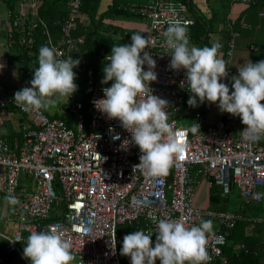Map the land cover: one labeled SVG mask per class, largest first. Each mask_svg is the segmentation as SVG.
<instances>
[{"label":"built area","instance_id":"built-area-1","mask_svg":"<svg viewBox=\"0 0 264 264\" xmlns=\"http://www.w3.org/2000/svg\"><path fill=\"white\" fill-rule=\"evenodd\" d=\"M5 1L11 19L5 34L8 48L15 44L16 31L20 46L30 50L36 43L38 31L46 46L62 54L57 56L58 59L72 56L80 60L84 39L74 37V33L84 19L82 0H66L67 14L55 42L38 13L43 0ZM261 1L230 0L245 6H257ZM129 10L138 12L146 23L145 29L132 31L128 39L131 42L133 34H140L151 45L145 51L156 61L157 80L149 87L153 95L168 101V123L175 131L185 133L188 148L184 158L174 160L166 177H150L142 170L134 169L141 155L138 147L131 142L122 147L123 140L131 141V134L118 120L107 119L94 106L96 100L104 98L102 89L110 87V81L85 87L81 93L76 91L68 98L72 123L50 117L43 109L40 113L21 111L0 84V110L14 106L24 115L21 141L10 143L0 135V194L21 199L20 209L16 212L18 231L13 237L6 238V251L0 256V264H8L14 254L21 255L20 245L27 241L22 232L29 236L33 231H45L50 226L63 231L71 240V251L76 259L72 264H122L120 249L123 242L118 238V228L122 225L141 227L146 233L153 234L154 244L156 224L148 215L153 211L157 219L182 220L186 227L199 226L201 220H211L227 231L240 223L246 224L250 232L264 228V210L254 215L201 209L195 205L201 182H206L209 189L218 188L223 196L237 187L244 203H263L264 138L255 142L246 140L243 126L235 138L238 116L221 112L219 108L217 121L209 123L206 115L217 104L205 101L193 115L188 109L182 110L191 93L187 89L185 71L169 67L171 50L166 48L161 33L170 23L179 20L188 26L190 43L189 29L196 21L189 16L188 5L176 0H146L143 6H131ZM229 28L230 34L219 55L226 62L228 72V77L221 82L231 91L235 43L240 36L239 30H249L250 25L239 23L238 31ZM255 49L249 47L250 51ZM105 57L103 62L107 64L109 61ZM144 70H148L146 64ZM182 81L184 86H181ZM178 114L190 118V126H182ZM194 123L199 125L200 132L191 131ZM109 128L114 131L110 133ZM116 134L120 136L119 140L112 139ZM22 176L31 180L30 190L20 189ZM52 212H55L54 217ZM226 246V235L212 230L206 244L211 259L206 264H229L224 254ZM235 250L250 252L244 244L237 245ZM253 254L256 256L258 252Z\"/></svg>","mask_w":264,"mask_h":264},{"label":"clouds","instance_id":"clouds-1","mask_svg":"<svg viewBox=\"0 0 264 264\" xmlns=\"http://www.w3.org/2000/svg\"><path fill=\"white\" fill-rule=\"evenodd\" d=\"M161 35L166 48L171 50L170 69L185 71L187 89L191 93L188 106L197 107L205 101L217 104L221 112L240 118L246 140L255 142L264 138V103H261L264 101V60L256 63L248 60L241 65L238 75L231 77L230 91L229 86L221 82L228 77V72L226 62L219 55V43L202 48L190 46L188 26L179 20L170 23ZM146 48L151 45L140 34H133L130 44L112 46L105 57L109 63L103 68L101 83H113L102 89L104 98L96 100L94 106L107 119L118 120L131 134V141L123 140L122 147L130 142L138 147L141 155L134 169L150 177H166L174 160L183 159L188 144L185 133L175 131L168 123V101L152 94L149 85L157 80L156 61ZM58 55L62 54L53 47H40L38 67L33 69L30 87L14 93V103L21 111H47L57 105L59 98L68 100L77 91L73 69L80 60L72 56L58 59ZM3 67L0 64V69ZM113 131L109 128L110 133ZM191 131H199V125L194 123ZM112 139L119 140L120 136L116 134ZM5 199L11 205L19 203L14 195ZM148 215L156 224L154 244L153 234L142 229L123 237L120 255L129 257L131 264H156L157 261L159 264H206L210 261L206 244L213 229L211 220L186 227L182 220L157 219L154 211ZM71 249L72 242L66 234L50 226L45 231L31 232L23 256L30 264H72L75 256Z\"/></svg>","mask_w":264,"mask_h":264},{"label":"crops","instance_id":"crops-1","mask_svg":"<svg viewBox=\"0 0 264 264\" xmlns=\"http://www.w3.org/2000/svg\"><path fill=\"white\" fill-rule=\"evenodd\" d=\"M112 0H108V2H104L101 0L98 7V14L103 13L105 11V5L109 6ZM207 0H194L193 1V10L194 13L200 22L203 20L205 22V26L203 27L204 32L200 35V38L195 40L191 39L189 45L196 47H211L213 44L219 43L221 48L219 51H222V47L226 40V33H224L225 27L228 24L235 22L237 23H246L250 25L249 30H241V34L235 43V52L231 61V72L232 76L238 75V68L247 63L250 60L253 63H256L260 60H264V2L259 6H245L240 3H231L229 0H214L210 5ZM9 8L7 7L6 1L0 0V64H3L4 67L0 69V84L4 85L7 95L13 99L14 93L21 90L24 87H30V81L33 78V69L38 67V53L40 49V45H38V50L29 53V58L24 60L23 52L18 48L19 51H16L15 44L12 45V48H8V43L6 42L5 34L7 30L10 28V21L7 12ZM67 11V8H66ZM67 14V12H66ZM66 17V16H65ZM64 19L59 24V28L57 30V34L53 35L51 29L48 28L51 34V37L54 39V42L59 39V30ZM138 23H123V25H119L126 30H136V29H145L146 23L143 20H137ZM238 23V24H239ZM125 26V27H124ZM196 28V25H193L191 29V35L194 34L193 29ZM39 34V36H38ZM36 39H40V44L45 46L44 37L41 32L36 33ZM35 46V45H34ZM34 46L30 49L32 50ZM250 46H254L256 49L253 51L249 50ZM253 53L252 57L245 59V52ZM80 59L82 60V56L80 55ZM245 59V61H244ZM67 98V97H65ZM14 100V99H13ZM263 102V101H262ZM261 102V103H262ZM65 106L63 109L65 110ZM69 111V105L67 107ZM218 106L214 108L213 111L208 113L207 119L209 123H215L218 119L217 116ZM54 115H50V113L45 111L50 117L59 118L60 115L55 108H52ZM70 113V112H69ZM24 115L20 113L14 106H7L4 109L0 110V135L6 139L8 142L21 141V124L23 122ZM64 120V119H63ZM237 120V119H236ZM236 126V122H235ZM243 126L240 121V127ZM28 189L31 188V180L22 176L20 180V189ZM218 189V188H217ZM233 188L232 190H234ZM219 190V189H218ZM220 191V190H219ZM199 193H206L205 201H200L197 204L195 200V204L197 207L201 209H209L214 211H228V203H229V195L223 196L219 199L218 202L213 204L210 200V189L207 186L206 182H201L196 195ZM196 197V196H195ZM6 197L0 194V256H3L6 251V243L9 237H13L14 234L18 231L17 225V217L16 212L20 209L21 199L19 198V203L16 205H11L5 199ZM200 205V206H199ZM259 206V205H258ZM241 206H238L235 210L236 213H246L252 214L254 211L244 212L241 211ZM258 215V214H254ZM213 231H219L225 235H230L231 233L235 234L238 238L242 237L243 231L237 228L234 231H227L224 228H221L217 225L216 222L212 221ZM141 230V227H137L135 225H122L118 228V238L123 242V237L129 233ZM248 230V229H247ZM246 231V229H245ZM253 233V232H252ZM247 231L243 235L246 236ZM22 236L27 238L28 235L25 232H22ZM230 240L227 245L232 246L235 251V247L239 245L241 242H237L239 239ZM26 246L25 244L20 245L21 255L14 254L11 256L8 264H30V261L23 256V249ZM122 264H131L130 258L126 256H122L121 258ZM76 261V259L74 260ZM73 261V262H74ZM261 264H264V255L260 260ZM159 264V261L156 262Z\"/></svg>","mask_w":264,"mask_h":264},{"label":"trees","instance_id":"trees-1","mask_svg":"<svg viewBox=\"0 0 264 264\" xmlns=\"http://www.w3.org/2000/svg\"><path fill=\"white\" fill-rule=\"evenodd\" d=\"M176 1H180L188 5L189 16L194 18L196 21V28L193 29L194 34L191 35V39H199L200 35L204 32L203 27L205 26V22L203 20L200 22L198 19L199 17L195 15L193 10V0ZM100 2L101 0H82L81 13L84 19L81 21L76 32L74 33V37H82L84 39L83 44L80 46V55L82 58L84 57V60L80 59V64L78 67L73 69V71L76 73L75 83L78 85V94L81 93L85 87L101 83V80L103 79L102 64H105L103 59L105 56L110 54L112 46L131 43L128 38L132 30H126L122 27L114 25L113 23H106L104 22V19L108 16H114L124 19L143 20V17L138 12H132L129 10V8L131 6L141 7L145 4L146 0H112L111 4L107 6V9L103 11V13L98 14ZM263 2L264 0H262L257 6L261 5ZM66 3V0H43L38 7V13L48 24L53 35L57 34L59 24L66 16ZM6 4L8 5L7 2ZM238 23L235 25V22H232L228 24L227 27H225L224 33H226V39L230 34L229 26H231L233 30L238 31ZM18 41L19 33L15 31L16 51H19V48L23 52L22 55L24 60L29 58L30 52L38 50V45L41 47L40 39H36L35 46L32 50H28L26 47L20 46ZM224 44H226V40ZM224 46L225 45H223V47ZM112 83L113 82L110 81L109 85L111 86ZM187 101L188 98L182 106V110L188 109L191 115L199 111V106L189 107ZM262 103H264V101ZM177 118L181 119L182 117L180 114H178ZM243 127L245 126L243 125ZM222 197L221 191H219L217 188L210 189V200L213 204L218 202ZM237 228L241 229L244 234L247 231L248 234L245 236L242 233L241 238H238L233 233L226 235L227 243L230 240H236L238 238L239 240L237 242H241L239 244H244L250 252L246 254L238 250L234 251L232 246L229 247V245H227L224 248V254L228 258L229 264H261L260 260L264 255V228H258L252 233L247 230L246 224L240 223L232 231L236 230ZM255 251L258 252L256 256L253 254Z\"/></svg>","mask_w":264,"mask_h":264},{"label":"rangeland","instance_id":"rangeland-1","mask_svg":"<svg viewBox=\"0 0 264 264\" xmlns=\"http://www.w3.org/2000/svg\"><path fill=\"white\" fill-rule=\"evenodd\" d=\"M207 1H208V3L207 2H205V3L210 5L211 2H213L214 0H207ZM104 2L107 3L108 0H104ZM107 5H105V9H107ZM104 22L113 23L116 26L123 25V23H127V24L138 23L137 19H124V18H118V17H114V16H108L107 18L104 19ZM252 54L253 53L248 52L246 50L245 59L249 58L250 56L252 57ZM245 59H244V61H245ZM83 60H84V57H83ZM104 66H105V64H102L103 68H104ZM79 99L83 101L81 95H79ZM68 105H69V103H68L67 98L63 97V98H59L58 103H57V105L54 108H55V111L58 112V114L60 115V117L62 119H64L65 121H67L69 123H72L73 122V116L69 113V111L67 109ZM64 106L66 107L65 110L63 109ZM48 112L50 113V115H54V112H53L52 108H50L48 110ZM179 123L182 126L188 127L191 124V119L188 118V117H182L181 119H179ZM239 129H240V118L237 117L236 126L234 127V136H235V138L237 137V135L239 133ZM205 197H206V193L197 194L196 197H195V200H196L197 204H199L200 201H202V200L205 201ZM228 197H229V203H228V205H229L228 206V211L229 212H235V210L237 209L238 206H241V208H242L241 211H244V212L254 211V213H252V214H261V212L264 210V201H263V203H261L259 205L260 208H259L258 205H255V204H252V203H249V204L244 203L241 200V198H240V193H239V190H238L237 187L234 190H232V192L229 194ZM51 216L54 217L55 216V212H52Z\"/></svg>","mask_w":264,"mask_h":264},{"label":"snow or ice","instance_id":"snow-or-ice-1","mask_svg":"<svg viewBox=\"0 0 264 264\" xmlns=\"http://www.w3.org/2000/svg\"><path fill=\"white\" fill-rule=\"evenodd\" d=\"M184 158V157H183Z\"/></svg>","mask_w":264,"mask_h":264}]
</instances>
